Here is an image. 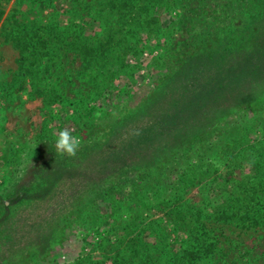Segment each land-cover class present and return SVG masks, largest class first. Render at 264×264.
Listing matches in <instances>:
<instances>
[{"label":"rangeland","instance_id":"1","mask_svg":"<svg viewBox=\"0 0 264 264\" xmlns=\"http://www.w3.org/2000/svg\"><path fill=\"white\" fill-rule=\"evenodd\" d=\"M261 2L0 0V264H184L186 250L205 244L213 251L195 264H264V227L220 216L227 199L264 195L253 182L264 71L254 93L215 108L199 132L190 116L134 145L155 102L193 97L199 69L241 77L264 60ZM23 34L36 47L21 60L12 38ZM64 128L81 140L75 158L55 153ZM44 140L50 150L37 155ZM52 165L62 178L36 194ZM16 183L27 195L7 198Z\"/></svg>","mask_w":264,"mask_h":264},{"label":"trees","instance_id":"2","mask_svg":"<svg viewBox=\"0 0 264 264\" xmlns=\"http://www.w3.org/2000/svg\"><path fill=\"white\" fill-rule=\"evenodd\" d=\"M261 5L264 7V0H262ZM203 6L205 5L203 4ZM199 26L201 25L199 24ZM209 26L210 24L208 25L207 23L204 25L205 28H209ZM196 28V25L193 24V33L196 32ZM24 29H26V27L22 26L21 31H24ZM37 39L39 38H36L35 40ZM12 40L19 48V55L21 60H24L26 58L24 56V52H35L34 49L36 45L33 41V38H31L29 35H15ZM227 56L228 53L221 52L219 53L218 58L221 61L223 59H227ZM34 60L36 59L34 58ZM202 63L200 60V55H198V57H193L194 69H199L196 66ZM212 67H215L214 71H218L217 67H220L218 59H214ZM202 70L203 69H199L200 73L196 76L195 82L193 83V97L188 98V96L184 92H182L179 94V98L174 97V99H172L170 98L172 96L171 95L164 101L155 102V104L158 106V111L152 116H149L145 122L143 130H139L136 133L137 138H135L134 140L135 147H137L139 144H145L146 142L151 143L153 139L159 137V134L169 135L171 131L175 130L179 126L187 127L185 125L189 124L192 119L194 123H197V121H201L200 123L193 126V129L195 128V133L199 132L203 126L210 125L213 119L217 118L218 116V114L215 113V108L224 105L225 102H227L230 98H235L236 95H240V97L242 98L244 95L252 94L255 92L256 87L253 81L258 76V73L260 74L264 71V60L253 62L252 66H249L248 69L246 68L247 71L244 70L242 72L241 77H239L238 75L229 76L227 74L224 75L222 73H217L208 76L207 78V74ZM203 73L205 74L201 76V74ZM206 79H210V81L206 83ZM188 83L189 81L185 79L183 84V86L185 87H183L185 91L187 89L189 90V86L187 85ZM192 105L193 115L189 110V107H191ZM210 114L211 116L208 117V115ZM199 115L206 117L203 119H196ZM190 116H193L190 121H183L186 117ZM43 145L45 146L46 150L37 151V155L39 154L41 156H45L43 153L49 152L50 145L47 144L45 140ZM35 151L36 149H34L33 152ZM131 151L133 153H138L136 150ZM52 161V155H49L47 159H43V162L37 165V168H43L46 170ZM262 162L263 165L256 167V176L253 177V182L256 183V188H262V190H264V158ZM32 166L33 165L31 164L30 168H32ZM52 168L54 170H58L56 166L52 165ZM62 175V170L55 171L53 175H50L49 170L44 172L42 176L45 185L40 186V190L36 191V194H44L50 192L53 189V184L55 183V181H59L62 178ZM47 178H49L50 180L48 181ZM16 182H18V180ZM15 186H18L19 189H13ZM25 186V183H16L11 189L7 190V198L10 197L12 198V200H16L18 195H21L23 198L24 195H27V189L23 190L24 188H26ZM1 196L2 194L0 193V198ZM220 210V216L222 218L239 217L241 220H243L244 223H246V226L264 227V195L262 197H259V199H254L253 197H249L247 199H234V197L231 199H227L226 204L220 205ZM210 247L211 244H205L201 247H193V250H186L183 255V258H185L184 264H195L198 258L207 256L213 251V249H210Z\"/></svg>","mask_w":264,"mask_h":264},{"label":"clouds","instance_id":"3","mask_svg":"<svg viewBox=\"0 0 264 264\" xmlns=\"http://www.w3.org/2000/svg\"><path fill=\"white\" fill-rule=\"evenodd\" d=\"M81 147V140L72 134V130L64 128L56 134L54 149L55 153L61 156H67L69 158H75ZM221 170L224 169L222 162L212 158L209 161Z\"/></svg>","mask_w":264,"mask_h":264}]
</instances>
